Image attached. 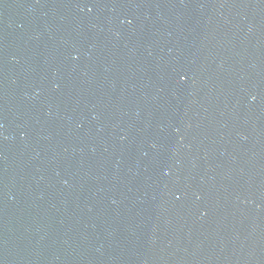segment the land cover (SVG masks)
Masks as SVG:
<instances>
[{"label":"water","instance_id":"water-1","mask_svg":"<svg viewBox=\"0 0 264 264\" xmlns=\"http://www.w3.org/2000/svg\"><path fill=\"white\" fill-rule=\"evenodd\" d=\"M0 264H264V0H0Z\"/></svg>","mask_w":264,"mask_h":264}]
</instances>
